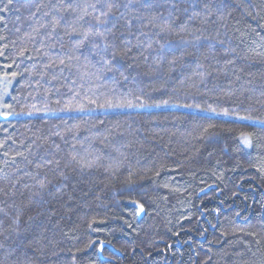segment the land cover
<instances>
[{"label":"trees","instance_id":"obj_1","mask_svg":"<svg viewBox=\"0 0 264 264\" xmlns=\"http://www.w3.org/2000/svg\"><path fill=\"white\" fill-rule=\"evenodd\" d=\"M258 52L264 0H0V264H264Z\"/></svg>","mask_w":264,"mask_h":264},{"label":"snow or ice","instance_id":"obj_2","mask_svg":"<svg viewBox=\"0 0 264 264\" xmlns=\"http://www.w3.org/2000/svg\"><path fill=\"white\" fill-rule=\"evenodd\" d=\"M11 2H12V0H8V3H11ZM105 6L107 8V11H102L100 13L101 16L108 17V18H112V16H113L112 9L114 7H116V5L109 2V3H106ZM69 7H71V6L69 5ZM172 7L173 8L176 7V3L175 2H172ZM87 8H92V9L95 10L96 9V5L95 4H89V5H87V7L85 9H83V11L87 12ZM205 8L206 9L208 8V5L207 4L205 5ZM3 11H7V8L3 9ZM80 19H83V17L81 16ZM177 19H178V17H177ZM107 22H108L107 20H100V19H97V21H96V23L98 25H103V24H106ZM149 23H152V21H149ZM57 24H58V22H54L53 29H55V27L57 26ZM114 26L115 25H113V27ZM155 26L159 27L162 32H167V31H170L171 30L172 24L169 21L165 20L163 24H157ZM72 33H77V29L75 27L72 28ZM79 35H82L84 40H87L90 36L100 37L101 39H104L105 41L107 40V37L105 36V33L103 31H99V30H97L95 33L86 32V33H79ZM221 43H223V41H221ZM105 47L107 48V47H109V45L106 43L105 44ZM149 47H151V45H149ZM126 54H127L126 52H124V53L118 52L116 50V48L113 46V51L111 53V56H112L113 59H115L117 57V55H126ZM261 54H264V53H259V52L257 53V55H261ZM0 55H2V53H0ZM61 63H64V61H61ZM108 63L110 64L111 61H108ZM229 63H232V61H229ZM112 70H113L112 68H110V67L108 68V71H112ZM12 75H13V77H15L16 74L13 73ZM127 106L128 107H132L134 105L129 104ZM7 107H10V105H8ZM211 111L214 112L215 109H211ZM223 114L224 115H228V112L225 111ZM239 119L240 120H248V119H250V117H248V116H241V117H239ZM260 123L261 124H264V121H261ZM205 131H207V130H205ZM244 144L247 145L248 147H251L252 146V141L249 138H247V136H245V138H244ZM73 159H75V158H73ZM83 166H85V167H91L92 165L91 164H85ZM65 179H66V177H65ZM37 187H38L39 190H45L46 189V184L43 181H39ZM39 194H40L39 191L33 193V195H39ZM0 211H2V210H0ZM138 211L141 212V213L144 212V205L143 204H140L139 205ZM14 222L17 223V224L19 223V217L18 216H17V219ZM92 243H95V242L93 241ZM0 247H2V245H0ZM169 247H171V245H169ZM100 251H103V245L102 244L100 245Z\"/></svg>","mask_w":264,"mask_h":264}]
</instances>
